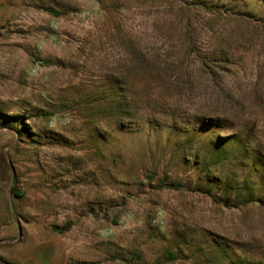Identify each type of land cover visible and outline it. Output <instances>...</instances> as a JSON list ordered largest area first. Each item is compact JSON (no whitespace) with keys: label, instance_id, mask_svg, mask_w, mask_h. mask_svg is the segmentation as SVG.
Returning <instances> with one entry per match:
<instances>
[{"label":"rangeland","instance_id":"obj_1","mask_svg":"<svg viewBox=\"0 0 264 264\" xmlns=\"http://www.w3.org/2000/svg\"><path fill=\"white\" fill-rule=\"evenodd\" d=\"M0 240L264 264V0H0Z\"/></svg>","mask_w":264,"mask_h":264},{"label":"water","instance_id":"obj_2","mask_svg":"<svg viewBox=\"0 0 264 264\" xmlns=\"http://www.w3.org/2000/svg\"><path fill=\"white\" fill-rule=\"evenodd\" d=\"M10 205V212H11V214H12V217L14 218V212H13V207H12V200H11V198H10V203H9ZM16 224H17V227H18V230H19V237H21V235H22V228H21V226H20V223L18 222V221H16ZM0 243H5L4 241H2V240H0ZM0 264H7V263H5V262H3V261H1L0 260Z\"/></svg>","mask_w":264,"mask_h":264},{"label":"trees","instance_id":"obj_3","mask_svg":"<svg viewBox=\"0 0 264 264\" xmlns=\"http://www.w3.org/2000/svg\"><path fill=\"white\" fill-rule=\"evenodd\" d=\"M52 13H55V14H57V15H62L63 13H58V12H55V11H51ZM241 17H243V18H245V19H253V17H251V14H248V12L247 13H245V14H243V15H241ZM19 195V194H18Z\"/></svg>","mask_w":264,"mask_h":264}]
</instances>
